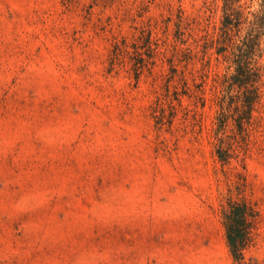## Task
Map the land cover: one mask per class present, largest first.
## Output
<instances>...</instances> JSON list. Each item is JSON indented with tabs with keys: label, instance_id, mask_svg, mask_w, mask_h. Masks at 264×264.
Wrapping results in <instances>:
<instances>
[{
	"label": "rangeland",
	"instance_id": "rangeland-1",
	"mask_svg": "<svg viewBox=\"0 0 264 264\" xmlns=\"http://www.w3.org/2000/svg\"><path fill=\"white\" fill-rule=\"evenodd\" d=\"M262 1L0 0V264H235L231 203L264 264V30L221 101Z\"/></svg>",
	"mask_w": 264,
	"mask_h": 264
},
{
	"label": "trees",
	"instance_id": "trees-1",
	"mask_svg": "<svg viewBox=\"0 0 264 264\" xmlns=\"http://www.w3.org/2000/svg\"><path fill=\"white\" fill-rule=\"evenodd\" d=\"M238 0H223V20L220 27V37L225 38L229 29L238 20V11L234 5ZM250 19L248 31L242 41V44L237 48V52L233 53V63L235 64L234 73L225 76L223 82L225 84L224 93L221 96V101L229 97V88L234 85L238 88L237 98L242 102L241 106H237L239 110L248 119L254 101L258 98V87L256 82L260 75V67L253 66L248 51L255 45V32L257 29L264 30V0L261 2L260 8L254 12ZM264 33V31H262ZM219 42H223L220 40ZM225 47H219V51H223ZM232 99V98H231ZM222 106V105H221ZM224 108V106H223ZM227 114L221 111L218 120L219 125H223ZM238 126L242 128L243 124L241 116H238ZM249 209L245 203H231L223 212V223L225 226V237L229 247V251L234 259L235 264H258L257 262H244L243 249L248 245L250 240Z\"/></svg>",
	"mask_w": 264,
	"mask_h": 264
}]
</instances>
